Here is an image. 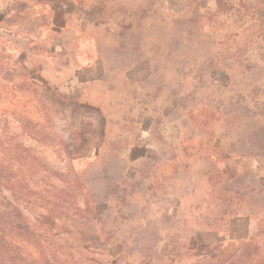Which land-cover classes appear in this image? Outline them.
<instances>
[{
    "label": "rangeland",
    "instance_id": "374dc122",
    "mask_svg": "<svg viewBox=\"0 0 264 264\" xmlns=\"http://www.w3.org/2000/svg\"><path fill=\"white\" fill-rule=\"evenodd\" d=\"M2 161L9 264L230 260L264 231V0H0Z\"/></svg>",
    "mask_w": 264,
    "mask_h": 264
},
{
    "label": "trees",
    "instance_id": "16d2710c",
    "mask_svg": "<svg viewBox=\"0 0 264 264\" xmlns=\"http://www.w3.org/2000/svg\"><path fill=\"white\" fill-rule=\"evenodd\" d=\"M6 163L7 161L6 162L2 161L0 163V264H9V252L12 246L11 244L9 245L5 241L6 229H4V227L10 225L9 223L10 216L14 217L15 211H17L18 209L17 208L18 206L16 205L13 206L10 198L8 197V195H6L8 190H11L12 188H14L15 185H18L17 182H12L8 180L7 177H2L3 173H6L10 169L8 166H6L7 165ZM20 168H22L21 164H20ZM23 181L25 180L22 179V182ZM19 183L22 184L21 181ZM18 191L19 192L17 193L18 195L17 197H19L20 199L23 197L26 198V194L22 193V191H20L19 188ZM37 195H38L36 196L37 198H35L36 200L42 198L38 193ZM48 210L49 212H52L50 209ZM17 213L20 217L21 212H17ZM51 217H52L51 215H48V217H46L48 219L47 222L51 220ZM52 219L54 220V218ZM18 230L23 231L22 227L20 226H18ZM51 232L52 231H50V233ZM259 234L260 233H258V235H247L246 238L239 239L237 241L229 240L228 241L229 243L235 244L234 246H232L233 250L231 251L230 260H227V257H224V259L220 260L219 264H241V263L244 264L247 259L248 260L250 259L252 264H264V236H263L264 231L261 232V236H259ZM258 239L262 240L260 244H258L257 241ZM83 250H86V248H84Z\"/></svg>",
    "mask_w": 264,
    "mask_h": 264
},
{
    "label": "crops",
    "instance_id": "0c3cea01",
    "mask_svg": "<svg viewBox=\"0 0 264 264\" xmlns=\"http://www.w3.org/2000/svg\"><path fill=\"white\" fill-rule=\"evenodd\" d=\"M246 238V237H245ZM243 239V238H242ZM148 263H150V262H148Z\"/></svg>",
    "mask_w": 264,
    "mask_h": 264
}]
</instances>
